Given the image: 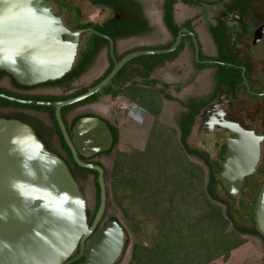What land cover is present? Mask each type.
I'll return each instance as SVG.
<instances>
[{
	"label": "flooded vegetation",
	"instance_id": "af4514ba",
	"mask_svg": "<svg viewBox=\"0 0 264 264\" xmlns=\"http://www.w3.org/2000/svg\"><path fill=\"white\" fill-rule=\"evenodd\" d=\"M153 1L45 0L65 26L63 39L76 46L72 69L59 79L34 85L0 74V92L20 99L63 101L97 87L122 64L100 89L61 107L78 158L98 164L125 135L143 129L149 141L157 116L175 102L180 141L188 145L195 129L216 136L220 170L227 137L235 135L230 124L264 136V0H176L168 21L164 0L159 7ZM180 7L185 12L179 13ZM6 77L10 88L1 85ZM190 78L199 83L198 89ZM1 109L7 112L0 117L28 124L48 150L64 161H75L54 105L0 98ZM89 117L100 119L107 129L89 124L76 133L77 122ZM185 126L190 128L186 136ZM260 144L259 163L241 191L264 166V138ZM78 253L79 247L71 257Z\"/></svg>",
	"mask_w": 264,
	"mask_h": 264
},
{
	"label": "water",
	"instance_id": "95a60500",
	"mask_svg": "<svg viewBox=\"0 0 264 264\" xmlns=\"http://www.w3.org/2000/svg\"><path fill=\"white\" fill-rule=\"evenodd\" d=\"M64 30L61 18L45 0H0V69L25 85L61 78L72 69L76 48L63 39ZM121 66L97 87L63 101L20 99L0 92L5 100L54 105L76 164L96 170L100 186V204L90 224L81 191L65 161L48 150L28 124L0 117V264H116L124 253L122 222L110 219L99 225L108 206L105 169L78 158L61 116L62 106L100 89ZM89 124L107 129L103 121L89 117L77 122L76 133ZM229 130L235 135L227 137L218 178L227 193L237 197L245 178L256 170L264 136L237 124H230ZM254 220L264 236V182ZM77 247L79 253L71 257ZM83 255L84 260L75 263Z\"/></svg>",
	"mask_w": 264,
	"mask_h": 264
},
{
	"label": "rangeland",
	"instance_id": "374dc122",
	"mask_svg": "<svg viewBox=\"0 0 264 264\" xmlns=\"http://www.w3.org/2000/svg\"><path fill=\"white\" fill-rule=\"evenodd\" d=\"M220 1L226 3L227 0H207L214 4ZM153 3L159 7L162 0H155ZM207 8L209 13L211 8L210 6ZM178 11L185 12L184 7L178 8ZM189 83L195 85L194 89H198L196 86L199 83L193 78H190ZM1 85L10 88L9 78L6 77ZM177 110L175 102L169 103L157 116V127L150 137L153 138L151 143L150 138L147 141V131L142 128L144 131L131 132L125 135V139L122 137L124 140L100 161L105 167L109 190L107 213L102 224L110 219H119L126 231V249L116 264H141L144 259L143 248L151 247L159 233L161 215L163 211L166 212L167 202L173 191V187L170 186L177 183L175 176L178 177L180 173L194 175L192 196L199 197L202 191H206L210 180L211 169L208 161L218 163L220 159L221 144L216 141V136H205L197 129L188 140L190 151L186 150L180 141L181 131L178 128L180 112ZM6 112L1 109L0 116ZM162 159L164 162L168 161V169L166 171L163 169L162 173H159L157 162H161ZM65 163L81 191L90 222L97 202L95 174L82 170L73 162ZM175 163H179V166L175 167ZM262 167L258 173L246 180L247 185L236 199L228 196L220 185H215V192L223 202L217 199L212 201L222 207L228 219L230 218L227 215L228 203L232 207L229 229H234V225L254 227L251 213L253 203L264 182V166ZM158 174L164 179L162 185ZM183 175L181 174V177ZM238 235L244 243L236 250H232L228 259L219 257L208 264H264V238L249 231H242Z\"/></svg>",
	"mask_w": 264,
	"mask_h": 264
},
{
	"label": "trees",
	"instance_id": "16d2710c",
	"mask_svg": "<svg viewBox=\"0 0 264 264\" xmlns=\"http://www.w3.org/2000/svg\"><path fill=\"white\" fill-rule=\"evenodd\" d=\"M175 1L176 0H164L163 8L165 11V21L171 19V10L173 9V3ZM0 74L9 75L5 70L1 69ZM13 79L16 80L14 77ZM189 130L190 128L188 126L184 127L183 132L185 136L188 134ZM152 139L150 138V143ZM183 144L186 150L190 151L191 148L186 143ZM208 162L211 169L210 180L206 191H202L199 197L192 196L195 182L194 175H183V173H180L178 177L175 176L177 183L175 186H170L173 187V191L167 202V210L166 212L163 211L161 215V221L158 225L159 233L151 247L143 248L144 259L141 264H208L219 257L228 259L232 250L244 243V240L239 238L238 235L242 231L253 232L264 238L261 232L256 228L254 220L257 198L253 203L251 213L254 227L245 228L233 224L234 229H229L230 220L232 219V207L228 203L227 215L230 217L228 219L222 207L212 201V199L219 200L215 192V185H220L226 194L228 196L230 195L218 178L219 164L212 163L211 161ZM73 163L82 170L95 174L97 186L95 216L100 204L98 172L94 169L80 167L75 161H73ZM97 163L102 165L101 162ZM157 163V171L159 173H162L163 169H165V171L168 169V161L164 162V159H162L161 162ZM174 166L178 167L179 163H175ZM181 174L183 175L182 177ZM158 175L156 176H158L160 184H164L163 177H161V174ZM107 195L109 197V190ZM230 197L234 199L232 196ZM219 201L223 202V200ZM106 213L107 210L105 215Z\"/></svg>",
	"mask_w": 264,
	"mask_h": 264
},
{
	"label": "crops",
	"instance_id": "0c3cea01",
	"mask_svg": "<svg viewBox=\"0 0 264 264\" xmlns=\"http://www.w3.org/2000/svg\"><path fill=\"white\" fill-rule=\"evenodd\" d=\"M236 249H237V248H236ZM236 249H235V250H236Z\"/></svg>",
	"mask_w": 264,
	"mask_h": 264
}]
</instances>
